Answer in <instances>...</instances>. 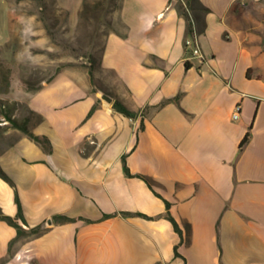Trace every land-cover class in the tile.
Instances as JSON below:
<instances>
[{"label": "crops", "instance_id": "obj_1", "mask_svg": "<svg viewBox=\"0 0 264 264\" xmlns=\"http://www.w3.org/2000/svg\"><path fill=\"white\" fill-rule=\"evenodd\" d=\"M53 1L77 27L84 0ZM199 2L204 59L185 46L177 1H121L94 81L137 119L115 111L85 71L25 95L41 117L30 129L52 153L17 131L0 152L16 185L0 179V216L17 218V192L27 226L18 224L47 231L10 255L17 230L0 221V264H264V0ZM16 28L0 0V48Z\"/></svg>", "mask_w": 264, "mask_h": 264}, {"label": "rangeland", "instance_id": "obj_2", "mask_svg": "<svg viewBox=\"0 0 264 264\" xmlns=\"http://www.w3.org/2000/svg\"><path fill=\"white\" fill-rule=\"evenodd\" d=\"M8 1L17 28L9 43L0 48V112H12L23 120L27 116L23 103L27 93L50 83L66 70L88 73L92 70L96 74L104 40L116 29L119 2L85 0L90 9L88 20H79L77 27L69 28L67 14L53 0ZM93 84L100 87L105 96H115L114 90L102 87L99 81ZM0 125L3 126L1 152L19 133L5 129L8 123Z\"/></svg>", "mask_w": 264, "mask_h": 264}, {"label": "trees", "instance_id": "obj_3", "mask_svg": "<svg viewBox=\"0 0 264 264\" xmlns=\"http://www.w3.org/2000/svg\"><path fill=\"white\" fill-rule=\"evenodd\" d=\"M113 1H118L119 2V6H118V11L121 7V1L122 0H113ZM177 1V4L175 5V9L178 13V15L184 19L185 23H186V34L187 37L193 36L194 34V26H193V22H192V14L194 12H196L198 9L204 12H207V10L200 4L199 0H170V5H173L174 2ZM102 4L98 3L97 5L100 6ZM97 6V7H98ZM89 14H90V9L89 6L87 5L86 1L84 0L83 6L81 8L80 11V20H88L89 18ZM188 68V65H186ZM89 75L91 77V81L94 82V71H89ZM40 89L37 88L36 90ZM114 100V104H113V108L115 111L121 113L122 115H124L127 118L130 119H137L139 117L138 113H134L132 111H130L125 105L124 103L117 97V96H113L111 97ZM2 104V102L0 101V105ZM98 105H95L93 107V109L91 110V112L89 113L87 119H89L94 112L96 111ZM26 112H27V116L24 117L23 120H19L17 118L14 117V114L2 111L1 116L3 118L0 117V124L2 123H8L9 127L5 128V129H13L16 130L20 133H22L23 135H25L26 137H28L29 139H31L32 141H34L37 145H39L46 153H52V145L51 142L49 141V139L47 137H43V136H38L35 135L31 129H30V124L32 123V121H35L34 125L39 124L41 122V117L38 116L37 114H35L34 112L30 111L27 109V107L25 106ZM0 125V129H1ZM251 139V133L250 131L247 133V135L245 136V138L243 139V141L240 144V150L242 151L245 146L249 143ZM13 144L10 143L7 147L11 146ZM125 173L127 174V176H131L128 168H125ZM0 179L6 181L7 183H9L13 188L16 189V185L14 184V182L9 178V176L5 173V171L0 167ZM147 183L152 186V182L148 179H146ZM16 202L18 205V215L16 219L10 218V217H6L1 215L0 216V221H5L7 222L9 225L13 226L16 230H17V238L12 241L10 243V248H9V252L10 255L12 254V249L13 246L16 242L20 241L21 239H31V238H36L39 237L41 235H43L47 229L44 228L42 225L26 230L25 228H23L21 225L18 224V220H20L25 226H27L24 216H23V212H22V208L20 205V201L18 198V194L16 192ZM167 207L169 209L170 205L167 203ZM125 217H129L131 214H123ZM141 217H144L143 215H139ZM167 218L171 221V223L173 224V227L175 229V231L179 234L182 235V232L177 224V222L173 219V217L168 214ZM73 219L67 218V217H63V216H58L54 218V222L56 224H64V223H69V222H73ZM176 255L178 256V254L176 253Z\"/></svg>", "mask_w": 264, "mask_h": 264}, {"label": "built area", "instance_id": "obj_4", "mask_svg": "<svg viewBox=\"0 0 264 264\" xmlns=\"http://www.w3.org/2000/svg\"><path fill=\"white\" fill-rule=\"evenodd\" d=\"M186 46L188 49L191 50L193 56L204 59L199 40L195 34H193V36L187 40ZM240 114H241V106L237 105L232 115V119L235 121L238 120L240 117Z\"/></svg>", "mask_w": 264, "mask_h": 264}, {"label": "water", "instance_id": "obj_5", "mask_svg": "<svg viewBox=\"0 0 264 264\" xmlns=\"http://www.w3.org/2000/svg\"><path fill=\"white\" fill-rule=\"evenodd\" d=\"M103 99L106 100L107 102H111L112 101L111 98H109L107 96L103 97Z\"/></svg>", "mask_w": 264, "mask_h": 264}, {"label": "bare ground", "instance_id": "obj_6", "mask_svg": "<svg viewBox=\"0 0 264 264\" xmlns=\"http://www.w3.org/2000/svg\"><path fill=\"white\" fill-rule=\"evenodd\" d=\"M187 41V40H186ZM186 44H187V42H186ZM186 46V45H185Z\"/></svg>", "mask_w": 264, "mask_h": 264}]
</instances>
